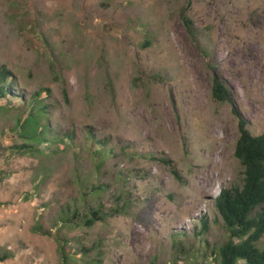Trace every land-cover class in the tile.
Wrapping results in <instances>:
<instances>
[{
  "label": "rangeland",
  "instance_id": "1",
  "mask_svg": "<svg viewBox=\"0 0 264 264\" xmlns=\"http://www.w3.org/2000/svg\"><path fill=\"white\" fill-rule=\"evenodd\" d=\"M0 65L26 93L49 88L55 131L81 140L89 125L130 146L135 157L107 161L100 182L114 187L118 171L137 172L127 182L137 202L125 213L90 227L61 223L79 196L72 152L12 153L21 140L8 130L13 112L2 115L0 264H63L62 244L65 264H210L204 238L207 248L224 239L211 199L242 177L239 118L264 133V0H0ZM213 76L231 101L213 98ZM201 219L208 234L195 238ZM180 231L185 254L172 237Z\"/></svg>",
  "mask_w": 264,
  "mask_h": 264
},
{
  "label": "trees",
  "instance_id": "2",
  "mask_svg": "<svg viewBox=\"0 0 264 264\" xmlns=\"http://www.w3.org/2000/svg\"><path fill=\"white\" fill-rule=\"evenodd\" d=\"M185 22L188 27L189 20ZM211 93L218 101H231L228 88L218 76L212 78ZM49 94L47 87L32 93L18 89L12 72L5 65H0V117L13 112V122L8 126V130L21 140L12 145V153L58 155L69 150L72 152L75 163L74 179L78 184L79 196L75 198L72 208L68 206V210L62 212L61 223L75 219V223L90 227L107 216L125 213L132 201L137 202L127 183L137 172L133 169L118 171L116 181L112 182L114 187L100 182L99 178L107 161L121 155L134 158L135 153L129 150L128 144L118 146V143H112L106 135L97 136L89 125L83 127L84 136L81 140H78L73 129L55 131L49 124ZM62 94L66 98L65 88L62 89ZM82 143L87 146L88 156L92 159L91 180L88 177L85 180L86 176L81 173L79 158L83 149ZM233 154L243 167L242 177L240 182H232L220 188L218 194L211 199L214 212L212 222L222 228L224 239L221 243H214L211 248H207L209 243L204 238L206 248L202 254L203 263L210 261V264H264V243L261 242L264 235V133H252L247 127V121L239 118ZM160 160L171 165L169 159ZM170 171L176 178L179 177L172 166ZM110 190L112 202L109 207H104L101 202L102 194ZM199 225L200 229L193 234L195 238L208 234L209 223L201 219ZM36 229L38 230V227ZM180 233H174L172 237L176 241V253L185 254L187 249L184 248L183 240L179 239L177 242L175 239L182 236V239L189 242V235L182 231ZM60 240L64 242L63 239ZM64 246L65 244H62L59 247L63 264L68 258ZM175 260H172L173 264Z\"/></svg>",
  "mask_w": 264,
  "mask_h": 264
}]
</instances>
